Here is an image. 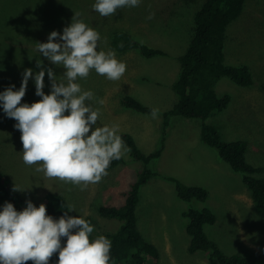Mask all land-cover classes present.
<instances>
[{
  "label": "rangeland",
  "instance_id": "374dc122",
  "mask_svg": "<svg viewBox=\"0 0 264 264\" xmlns=\"http://www.w3.org/2000/svg\"><path fill=\"white\" fill-rule=\"evenodd\" d=\"M204 1L142 0L139 7H125L103 17L92 7L95 0H0V92L11 85L18 90L25 69H33L34 75L39 72L37 60L43 61L45 69L52 68L58 78L63 75L62 67L40 55L37 44L48 42L52 31L62 34L75 12L100 33V48L105 51L114 50L111 40L120 30L163 50L165 56L153 58H145L136 50L125 53L114 50L117 58L127 65L120 80L110 81L92 70L86 80L78 81L83 90H90L105 101L102 106L93 103L94 108L101 109L97 126L119 125L118 134H130L146 155L162 146L165 135L161 157L148 165L162 177H153L140 189L138 229L157 248L160 264H218L206 252L188 251L190 236L184 212L191 207H207L217 216L215 224L205 227L208 236L227 255L239 254L264 264V218L255 210L243 174L222 160L215 148L203 143L201 119L174 116L166 133L163 130L164 113L178 101L174 83L180 72L179 57L191 42L195 13ZM149 12L155 13L151 20L146 19ZM226 35V63L248 67L254 84L242 87L228 77L218 80L216 93L229 94L231 103L206 122L216 127L224 141H247V161L262 167L260 176L264 177V0H245L243 13L229 26ZM34 75L29 79L22 103L41 99L35 95ZM44 92H51L47 73ZM126 95L158 108V119L126 109L122 104ZM16 123L6 116L0 102V169L23 190L18 191L21 197L37 205L44 194L59 193L76 210L69 211V216L92 219L99 234L116 231L120 221L101 217L98 208L123 204L126 192L146 166L144 162L134 160L128 150L122 156L123 164L108 171L101 182L80 191L58 179L46 178L35 171V166L23 163L21 133L14 127ZM164 176L207 189V201H183L175 184Z\"/></svg>",
  "mask_w": 264,
  "mask_h": 264
},
{
  "label": "clouds",
  "instance_id": "9594fccd",
  "mask_svg": "<svg viewBox=\"0 0 264 264\" xmlns=\"http://www.w3.org/2000/svg\"><path fill=\"white\" fill-rule=\"evenodd\" d=\"M142 0H95L94 11L103 17L114 15L118 9L139 7ZM155 17L149 12L146 19ZM59 40L60 42H57ZM101 35L75 12L72 22L63 33L52 31L48 42L37 44V51L51 64L65 71L58 76L52 68H44L35 75L25 69L18 90L15 85L0 92V102L6 116L17 123L23 145L22 160L46 178L58 179L85 191L108 175L112 161L120 160L128 151L119 133V125L101 124L99 107L103 99L90 90H83L80 80L90 71L110 81L120 80L127 65L117 58L114 50L100 48ZM143 43V41H140ZM123 47V44H121ZM99 49V50H98ZM51 82L50 94H45V74ZM35 81L37 102L22 103L30 78ZM152 119H158L159 109L152 108ZM13 192L23 191L14 185ZM22 211L6 202L0 211V264H49L58 253L57 264H115L111 256L112 242L104 235L91 239L94 226L82 216H69L67 211L59 219L47 214V207H37L31 200ZM68 211H76L69 205ZM62 238L66 243L62 244Z\"/></svg>",
  "mask_w": 264,
  "mask_h": 264
},
{
  "label": "trees",
  "instance_id": "16d2710c",
  "mask_svg": "<svg viewBox=\"0 0 264 264\" xmlns=\"http://www.w3.org/2000/svg\"><path fill=\"white\" fill-rule=\"evenodd\" d=\"M245 9V0H205L195 13V27L193 36L186 52L179 57L180 72L174 83V89L178 95L176 105L163 115V130L169 127L170 120L174 116H182L189 119H201V139L207 146L215 148L221 159L231 168L243 174V182L250 191L255 210L264 218V177L262 167H257L247 161L246 154L248 143L244 140L224 141L216 127L209 125L206 120L214 114L224 111L231 103V96L224 94L219 96L214 87L222 77H228L242 87H250L254 84V78L246 66H235L226 63L225 41L227 29L235 22ZM123 44V47H121ZM114 50L119 53L136 50L145 58L165 56L166 53L145 42L141 43L125 30L117 31L111 40ZM122 104L126 109L150 115L152 106L140 102L133 96L126 95ZM131 157L142 161L146 165L131 184L125 194L123 204L101 205L98 212L103 218L120 221L119 228L114 232L96 233L92 219H87L94 226L91 239L97 235H104L112 242L111 256L115 264H160V255L157 248L149 243L138 229L137 207L140 200V189L153 177L162 175L148 165L161 157L162 146L155 152L146 155L138 147L135 139L127 133L119 134ZM124 163L120 160L112 161L107 171L113 170ZM172 181L177 189L180 199L186 202H206L209 197L207 189L200 186H188L172 176H164ZM14 182L3 170L0 169V211L6 202H11L17 211H22L26 206V200L18 191L13 192ZM44 203L47 214L59 219L62 215H69V203L65 197L56 192L44 194L36 205ZM188 219L186 231L190 236L188 251L192 254L206 252L211 260L218 264H261L239 254L227 255L218 243L212 240L206 233V225H213L217 221L216 214L205 207L202 209L191 207L184 212ZM66 238H62V244ZM58 253L54 254L49 264H57ZM32 264L31 261L27 262Z\"/></svg>",
  "mask_w": 264,
  "mask_h": 264
}]
</instances>
